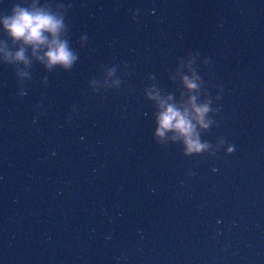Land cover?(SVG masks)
<instances>
[{"label": "water", "instance_id": "95a60500", "mask_svg": "<svg viewBox=\"0 0 264 264\" xmlns=\"http://www.w3.org/2000/svg\"><path fill=\"white\" fill-rule=\"evenodd\" d=\"M14 4L65 16L71 70ZM0 264H264V0H0Z\"/></svg>", "mask_w": 264, "mask_h": 264}, {"label": "clouds", "instance_id": "9594fccd", "mask_svg": "<svg viewBox=\"0 0 264 264\" xmlns=\"http://www.w3.org/2000/svg\"><path fill=\"white\" fill-rule=\"evenodd\" d=\"M4 29L14 40H23L26 44L39 46L47 43V38L44 33H51L53 40L49 44V50L45 53L47 63L45 67L51 70L54 66H59L63 70H71L78 59L77 53L70 47L68 40H59L56 37L59 35L61 29H66L68 26L65 23V16L57 18L54 15L45 14L40 11H29L26 7L20 4H14L11 8V14L5 15L2 19ZM87 40V36H81L80 41ZM199 55L198 52H196ZM16 59L24 60V51L16 53ZM206 64L209 63L205 59ZM47 80V78H45ZM190 88H195L194 83L188 85ZM222 91V89H221ZM21 96L26 93H19ZM221 97L218 94L215 99L219 100ZM194 99V98H193ZM196 109L198 113V120L202 127L207 128L208 124L203 123L204 116L209 111L216 113L218 109H210L209 104ZM160 127L156 131L157 136H163L166 130H175L185 137V155L190 153H198L207 147V144H201L199 139H193L194 126L179 111L174 107L168 106L164 112L158 117ZM234 151V146L229 144L226 154H231Z\"/></svg>", "mask_w": 264, "mask_h": 264}]
</instances>
